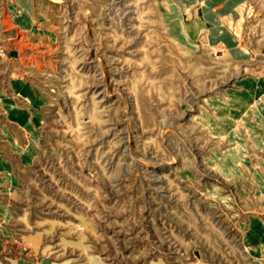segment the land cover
Returning a JSON list of instances; mask_svg holds the SVG:
<instances>
[{
	"label": "rangeland",
	"instance_id": "rangeland-1",
	"mask_svg": "<svg viewBox=\"0 0 264 264\" xmlns=\"http://www.w3.org/2000/svg\"><path fill=\"white\" fill-rule=\"evenodd\" d=\"M184 1L0 0V264H264V0Z\"/></svg>",
	"mask_w": 264,
	"mask_h": 264
},
{
	"label": "bare ground",
	"instance_id": "bare-ground-1",
	"mask_svg": "<svg viewBox=\"0 0 264 264\" xmlns=\"http://www.w3.org/2000/svg\"><path fill=\"white\" fill-rule=\"evenodd\" d=\"M192 1L194 2L196 0H192ZM199 1H205L207 3L209 9L206 10V16L209 15L208 18L211 21H212V19H211L212 17L213 18L217 17V16H215L216 13H213V10H212L213 7L215 6V5H213V0H199ZM224 1L226 2V4L230 5L229 10L226 9L227 11L230 12L231 8L233 9L237 4H239L243 0H224ZM169 2L171 3L172 12L168 13L163 8L161 10H162V13L164 14V18L166 19V22L170 26V32L178 40H180L184 43H188L187 39L195 36V33H194L195 30H194L193 26H189V25L185 24L184 16L177 9V8H182L181 7L182 3L185 1L184 0H174L175 3H173L171 0H169ZM219 14L223 15L224 12L220 13V11H219L218 15ZM216 23L218 25L220 24L219 22H216ZM185 35H186V37H184ZM238 100L245 102V104H250V106L253 105V107L255 109L254 111H256L258 114L264 113V110H262L263 106L258 105V101L251 99L250 95L240 96L238 98ZM239 114H240V112H237V115H239ZM223 128H228V124H225L223 126ZM229 165H230V163H227V167Z\"/></svg>",
	"mask_w": 264,
	"mask_h": 264
}]
</instances>
